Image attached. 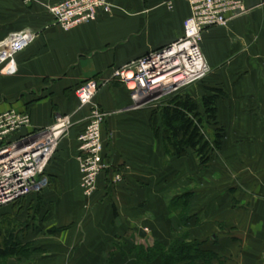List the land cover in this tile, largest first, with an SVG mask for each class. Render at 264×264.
Segmentation results:
<instances>
[{
	"label": "crops",
	"instance_id": "obj_1",
	"mask_svg": "<svg viewBox=\"0 0 264 264\" xmlns=\"http://www.w3.org/2000/svg\"><path fill=\"white\" fill-rule=\"evenodd\" d=\"M63 1L0 0V42L34 35L15 58L16 74L0 76V114H28L31 128L21 134L51 126L58 115L73 121L48 187L20 200L18 222L28 230L18 239L42 250L28 264H159L150 250L174 240L202 242L216 254L208 264H264V0H243L244 14L202 33L209 87L224 91L217 116L225 136L208 176L191 155L169 157L150 111L131 106L126 89L110 82L92 104L106 114V169L86 200L75 157L88 108L79 107L75 89L179 39L190 8L182 0H107L110 14L64 32L48 12ZM186 193L183 206L177 200Z\"/></svg>",
	"mask_w": 264,
	"mask_h": 264
},
{
	"label": "built area",
	"instance_id": "obj_2",
	"mask_svg": "<svg viewBox=\"0 0 264 264\" xmlns=\"http://www.w3.org/2000/svg\"><path fill=\"white\" fill-rule=\"evenodd\" d=\"M182 1L188 4L190 15L183 22V33L179 39L113 69L107 79H90L75 89L74 96L79 107L91 106L84 130L77 139L78 151L84 161L80 181L84 195H91L97 173L105 168L102 161V126L106 114L92 105L99 87L110 82L120 84L128 92L134 108L178 94L203 81L210 73L200 47L202 33L212 27H226L245 12L243 0ZM48 12L58 27L69 32L96 21L99 13L110 14L111 6L107 0H65L50 6ZM13 37L16 39L12 40ZM33 40L32 33L22 31L0 42V74H16L15 56ZM161 60L166 62L164 69L160 67ZM164 72L172 75L152 86L153 78L162 76ZM129 77L130 80L127 79ZM179 79L182 81L177 83ZM130 87L134 89L129 90ZM71 127L69 115H58L51 126L21 134L31 128L28 114L15 110L0 114V208L39 194L48 187L49 167L59 143Z\"/></svg>",
	"mask_w": 264,
	"mask_h": 264
},
{
	"label": "trees",
	"instance_id": "obj_3",
	"mask_svg": "<svg viewBox=\"0 0 264 264\" xmlns=\"http://www.w3.org/2000/svg\"><path fill=\"white\" fill-rule=\"evenodd\" d=\"M223 96L222 89L206 87V93L199 99V107L189 94L178 93L170 96L156 111L157 114L154 113L157 120L154 119V114L151 116L154 135L159 137L158 134H161L171 158L191 155L197 159L199 166L206 167L210 160L220 152L224 130L218 125L217 104ZM206 126L215 128L214 136L210 140L205 136ZM190 197L191 194L186 193L177 201L187 206ZM18 226L20 229L17 232L8 229L9 231L0 235V259L13 258L18 261L42 253L41 248H32L30 244H22L18 236L23 228ZM202 245V242L187 243L174 240L167 249L159 244L154 245L149 253L153 261L161 260L159 264H195L197 260L208 264L216 257V254L203 250ZM151 256H149L150 259ZM136 264L144 263L137 260Z\"/></svg>",
	"mask_w": 264,
	"mask_h": 264
},
{
	"label": "rangeland",
	"instance_id": "obj_4",
	"mask_svg": "<svg viewBox=\"0 0 264 264\" xmlns=\"http://www.w3.org/2000/svg\"><path fill=\"white\" fill-rule=\"evenodd\" d=\"M15 58H16V56H15ZM15 66H16V62H15ZM16 69H17V67H16ZM210 73L207 75V77L204 79V81H202L200 83L193 84L192 86H189V87L185 88L184 90L180 91L179 94L180 93L181 94H185V93L186 94H189L193 99H195V101L198 103V106L200 107L199 99H200V97L203 94L206 93V87H209V85H210L209 79L212 78L211 77L212 75ZM0 76H3L4 77L5 75L0 74ZM108 84L109 83H107V85ZM169 98L170 97L160 99V100H158L156 102L154 101L151 104L142 107L141 109L142 110L150 111L151 116H153V114L156 113V111H158ZM131 106H133V103L131 104ZM84 108H87V107H84ZM90 108H91V106H89V108H88V113L91 111ZM81 109H83V108H81ZM156 114H154L155 115L154 116V119L157 120ZM87 116H88V114H87ZM87 116L85 118V124H86ZM151 118L152 117H150V124L152 122V119ZM71 120H72V118H71ZM218 125H219V128H222L223 129V126L219 123V121H218ZM84 127H85V125H84ZM84 127H83V130H84ZM72 128H73V121H72V127L68 131V135L65 136L61 140V142L59 143L58 150L64 144L62 142L70 135V133L72 131ZM83 130L78 134V137L83 132ZM152 131H153V128H152ZM214 133H215V128L208 127V126L205 127V136H206V138H208L209 140L212 139L213 136H214ZM218 133H220V132H218ZM224 133H225V131H224ZM153 134H154V132H153ZM158 135H159L160 139H162V136H160L161 134L159 133ZM78 137H77V139H78ZM159 137H158V140H159ZM161 141L164 144V146H166L165 143H164V141H163V139ZM102 145H103V143H102ZM103 148H104V145H103ZM78 149H79V143L77 141V143H76V152H78V154L76 153L75 162H76V165H77V170H78V175H79L78 189H79V191L81 193L82 199L86 200V199H90L93 196L94 192L96 191L98 178L102 174V172L104 171V169H106V165L104 164L105 165V168H103V170L99 171L97 173V175H96L94 191L89 196L88 195H84L83 192H82V190L80 189V181H81V178H82V175H81V167H82L84 161L82 160L83 157H81ZM58 150L56 151V154L58 153ZM102 161H103V154H102ZM196 162H197L198 168H200V169L202 168L201 170H199V172L201 174H203L202 177H207L208 174H209L208 171L210 169L209 168L210 167L209 164L206 167H201V166H199L197 159H196ZM211 162H212V160H210V163ZM205 175H207V176H205ZM192 176H193L192 174L189 175V177H191V178H189L191 181H192ZM195 179H196V177H194V183H195L196 187H200V186H198V185H200V183L197 182V181L195 182ZM204 187H205V185L202 183V187L199 188V189L202 190ZM180 193H181V191H180ZM20 203H21V201L20 202L18 201L17 203H14L12 207H10V205H9V206H6L5 208L4 207L3 208H0V235L5 234V231H9V230H11V231L13 230V232H17V230L20 229L18 225H20V227L23 226V224H21L20 222H18V216L22 213V210L18 209L19 205H21ZM28 222L29 221H26V223H28ZM24 227L26 228V231H27L28 230V227H26L24 225L23 226V229H24ZM29 262H31V260L30 259L28 260V258L25 260V263H22V261L14 260L13 258H6V259H3V260L0 259V264H28Z\"/></svg>",
	"mask_w": 264,
	"mask_h": 264
},
{
	"label": "bare ground",
	"instance_id": "obj_5",
	"mask_svg": "<svg viewBox=\"0 0 264 264\" xmlns=\"http://www.w3.org/2000/svg\"><path fill=\"white\" fill-rule=\"evenodd\" d=\"M161 69H164L166 67V62L161 60ZM173 65H176L175 63ZM156 75V74H155ZM170 75L172 74H169V72H164V74L162 76H157L155 78H153V82L151 83L152 86H155V85H158L159 83H162L163 81H166L167 78L166 77H170ZM128 80H130V77L127 78ZM182 80L179 79L177 81V83H180ZM175 83H176V80H175ZM192 86V85H191ZM134 88L133 87H130L129 90H133Z\"/></svg>",
	"mask_w": 264,
	"mask_h": 264
},
{
	"label": "water",
	"instance_id": "obj_6",
	"mask_svg": "<svg viewBox=\"0 0 264 264\" xmlns=\"http://www.w3.org/2000/svg\"><path fill=\"white\" fill-rule=\"evenodd\" d=\"M15 39H16L15 37L12 38V40H15ZM139 233H140V236H141V237L144 236V235H143V232H142L141 230L139 231Z\"/></svg>",
	"mask_w": 264,
	"mask_h": 264
}]
</instances>
